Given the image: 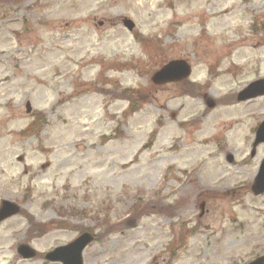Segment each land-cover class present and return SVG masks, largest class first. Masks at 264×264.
<instances>
[{
  "label": "rangeland",
  "instance_id": "rangeland-1",
  "mask_svg": "<svg viewBox=\"0 0 264 264\" xmlns=\"http://www.w3.org/2000/svg\"><path fill=\"white\" fill-rule=\"evenodd\" d=\"M172 60L195 95L151 82ZM259 79L264 0H0V264H57L84 231V264L264 256V97L234 100Z\"/></svg>",
  "mask_w": 264,
  "mask_h": 264
},
{
  "label": "water",
  "instance_id": "water-1",
  "mask_svg": "<svg viewBox=\"0 0 264 264\" xmlns=\"http://www.w3.org/2000/svg\"><path fill=\"white\" fill-rule=\"evenodd\" d=\"M122 25L129 32L134 29V24L128 19H123ZM190 73V66L185 61H170L152 75L151 82L155 85L176 83L187 79L190 76ZM262 96H264V80H259L251 83L239 92L236 100L238 102H245ZM25 109L26 113H30L31 109L28 103L26 104ZM259 144H264V120L260 123L255 132L251 155H254L255 148ZM231 161V156H228L227 162L231 163ZM251 189L255 196L261 195L264 192V159L261 161ZM18 212L19 208L15 204L3 201L0 206V222L18 214ZM93 241L94 237L90 233H83L69 244L58 246L48 252L45 254L44 259L52 263L83 264V251ZM17 253L26 260L32 259L36 256L35 251L26 245L19 246L17 248ZM249 264H264V256L257 258Z\"/></svg>",
  "mask_w": 264,
  "mask_h": 264
},
{
  "label": "trees",
  "instance_id": "trees-1",
  "mask_svg": "<svg viewBox=\"0 0 264 264\" xmlns=\"http://www.w3.org/2000/svg\"><path fill=\"white\" fill-rule=\"evenodd\" d=\"M189 85V84H188ZM187 85V82H185V87H187L188 86ZM195 87L194 86H191V85H189V88L188 89H183L184 90V92H188L190 95H195ZM130 94H132V93H130ZM123 95V97H126V98H130L131 97V95ZM133 95V94H132ZM132 107H133V105H132ZM144 207H142V206H139L138 207V205H136V206H134L130 211H129V213H131L132 215H134V216H138L143 210ZM30 222H32L31 221V218H30V220H29Z\"/></svg>",
  "mask_w": 264,
  "mask_h": 264
}]
</instances>
